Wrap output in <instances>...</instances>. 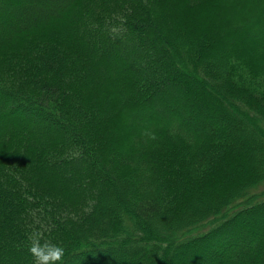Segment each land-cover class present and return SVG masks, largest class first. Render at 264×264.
<instances>
[{
    "label": "trees",
    "instance_id": "1",
    "mask_svg": "<svg viewBox=\"0 0 264 264\" xmlns=\"http://www.w3.org/2000/svg\"><path fill=\"white\" fill-rule=\"evenodd\" d=\"M217 3L0 0L2 264L37 230L62 264H264V0Z\"/></svg>",
    "mask_w": 264,
    "mask_h": 264
},
{
    "label": "rangeland",
    "instance_id": "2",
    "mask_svg": "<svg viewBox=\"0 0 264 264\" xmlns=\"http://www.w3.org/2000/svg\"><path fill=\"white\" fill-rule=\"evenodd\" d=\"M176 1V3H181L180 4V6L178 5V7H177V10H178V12L180 13V12H182V11H185L186 13H188V14H190V13H192L193 15H197V19H193V18H191V19H186L182 14V20H183V22L184 23H186V24H189L190 23V21H192V22H195V23H197V24H199V25H202V24H204V21H205V17L203 18V13L205 12V11H208L210 8H215L216 7V4H217V6H218V3H217V1L218 0H209V3H210V5L209 6H201V5H198V4H195L194 2H196V1H200V0H175ZM192 3V4H191ZM172 14V13H171ZM261 32H259L258 33V35L260 34ZM231 35V32H227V33H225V35H226V37H228V35ZM117 37L123 42V44L126 46V45H128V46H130L131 44H133L134 42H136V39H133V38H129V39H127V36H125V35H122V34H120V35H117ZM232 39H234L235 38V35L233 34L232 36ZM109 38H112V37H109ZM144 38H147V36H145ZM258 42H264V39H262V38H259V40H258ZM139 57V56H138ZM141 58V57H140ZM152 59V58H151ZM143 60V59H142ZM143 62H147L146 60H143ZM167 72V71H166ZM169 72V71H168ZM167 72V73H168ZM234 73V72H233ZM232 78H234V77H232ZM181 81H184L183 79H180ZM234 83H236L235 82V80H232ZM175 86V85H174ZM184 86V85H183ZM240 86H241V84L239 85V84H236V87L238 88V90H240V92H242L241 91V89H240ZM201 89V88H200ZM172 93L174 94V96H177V94L179 95V98H180V94H183V92L181 91V90H179V89H177V88H172ZM203 91V92H202ZM205 92V89H201V93H204ZM243 93V92H242ZM167 97H169V96H171L169 93L166 95ZM174 98V97H173ZM181 99V98H180ZM179 100V99H178ZM168 103H163L162 105H159V107H158V110H160V111H164V113H166V112H168V110H169V108L170 107H172V105H175V104H178L179 102H180V100H179V102L177 103V102H169V101H167ZM235 102H237V101H231V104H229L230 105V108H234V109H236L237 111H239L240 113H243L242 112V110L240 109V108H236V106H235ZM168 115V114H167ZM196 115H197V117H198V115L199 114H197L196 113ZM12 121H14V120H11L10 122H12ZM150 121H152V119H151V117L150 116H148V115H146L143 119H141V130H143V129H145V126H146V123L147 122H150ZM39 122H41V119H39ZM26 127V124H19L18 125V128H19V130L20 131H25L27 128H25ZM29 128V127H28ZM242 129L240 128V127H238V126H236V131H241ZM44 134L45 135H49V136H51V137H53L54 136V128H47V129H41V131H38V132H35V135H34V140L35 141H37V140H39L40 138H43L44 137ZM83 169V168H82ZM71 173V170L69 169V170H67L66 169V171H65V176L64 177H67L69 174ZM263 189V187H261L259 190H262ZM243 206V204L242 205H240V206H238V208H237V210L240 208V207H242ZM237 212V211H236ZM3 259H0V263L2 264L4 261H7V260H11V258L10 257H6L5 255H3Z\"/></svg>",
    "mask_w": 264,
    "mask_h": 264
},
{
    "label": "clouds",
    "instance_id": "3",
    "mask_svg": "<svg viewBox=\"0 0 264 264\" xmlns=\"http://www.w3.org/2000/svg\"><path fill=\"white\" fill-rule=\"evenodd\" d=\"M28 251L33 258V264H62L65 257L63 245L44 239L38 230L29 236Z\"/></svg>",
    "mask_w": 264,
    "mask_h": 264
}]
</instances>
